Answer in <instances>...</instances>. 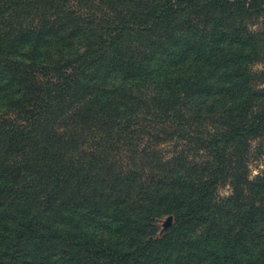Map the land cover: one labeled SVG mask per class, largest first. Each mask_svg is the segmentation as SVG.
Masks as SVG:
<instances>
[{
	"label": "trees",
	"instance_id": "trees-1",
	"mask_svg": "<svg viewBox=\"0 0 264 264\" xmlns=\"http://www.w3.org/2000/svg\"><path fill=\"white\" fill-rule=\"evenodd\" d=\"M263 157L264 0H0V264H264Z\"/></svg>",
	"mask_w": 264,
	"mask_h": 264
},
{
	"label": "rangeland",
	"instance_id": "rangeland-1",
	"mask_svg": "<svg viewBox=\"0 0 264 264\" xmlns=\"http://www.w3.org/2000/svg\"><path fill=\"white\" fill-rule=\"evenodd\" d=\"M253 168V174H256L260 170H264V157L257 163H254L252 165Z\"/></svg>",
	"mask_w": 264,
	"mask_h": 264
},
{
	"label": "water",
	"instance_id": "water-1",
	"mask_svg": "<svg viewBox=\"0 0 264 264\" xmlns=\"http://www.w3.org/2000/svg\"><path fill=\"white\" fill-rule=\"evenodd\" d=\"M172 222H173V216H168L163 222V227L166 228L167 226L171 225Z\"/></svg>",
	"mask_w": 264,
	"mask_h": 264
}]
</instances>
